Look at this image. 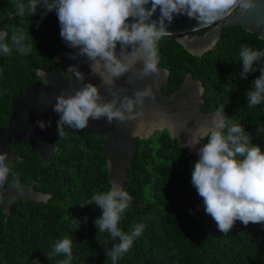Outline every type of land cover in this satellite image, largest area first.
Listing matches in <instances>:
<instances>
[{"label":"trees","instance_id":"obj_1","mask_svg":"<svg viewBox=\"0 0 264 264\" xmlns=\"http://www.w3.org/2000/svg\"><path fill=\"white\" fill-rule=\"evenodd\" d=\"M13 3L0 0V31L9 36L13 31L23 33L32 52L0 55V105L39 79L38 69L56 66V54L70 50L60 37L54 10L37 28L35 22L43 9L35 15L5 19L14 13ZM243 43L264 49V41L241 26L224 27L215 45L201 55L186 51L173 35L164 37L158 44V66L168 70L169 78L162 91L170 95L190 74L204 87L202 111L215 112L225 105L228 120L241 123L253 134L252 143L264 150V136L256 134V125H264V103L248 108L244 95L260 73L257 70L247 80L240 79ZM65 132L63 139L56 133L58 150L46 163L26 144L13 149L20 158L10 167L19 173L18 178L27 183L32 177L49 198L40 202L19 198L6 218L7 199L0 197V264H34L37 259L41 264H60L66 257L53 255L49 260L47 253L65 237L73 241L71 264H112L105 248L113 241L108 233L97 232L93 223L101 210L84 204L111 184L102 150L105 137L85 129L66 127ZM135 143L137 153L126 168L128 178L123 183L133 200L120 227L131 231L134 225L144 223L145 229L118 264H264V224L244 225L237 220L225 235L205 213L203 199L191 183L197 155L183 148L167 129H156L147 138L136 137Z\"/></svg>","mask_w":264,"mask_h":264},{"label":"clouds","instance_id":"obj_2","mask_svg":"<svg viewBox=\"0 0 264 264\" xmlns=\"http://www.w3.org/2000/svg\"><path fill=\"white\" fill-rule=\"evenodd\" d=\"M258 5L259 0H14V13H8L5 19L35 15L42 8L40 20L35 22L39 28L54 10L62 41L69 49L76 50L69 51L68 58H84L89 67V72L84 73L79 65H69L68 70L80 86L74 91L61 90L55 95L54 103L49 100L53 111L60 116L56 122L59 139L65 138L66 127L75 131L88 128L90 119L123 125L138 123L146 117L153 123L171 119L178 137L182 131L188 134L182 147L198 153L191 183L203 199L205 213L226 235L237 220L244 225L264 224V150L252 143L253 134L241 123L228 120L223 104L203 121H195V126L187 127L192 120L188 117L178 127L174 117L179 113H167L157 97L158 44L169 35L168 27L176 15L195 19L196 26H211L234 10L244 12ZM158 9V16L153 18ZM26 39L23 33L13 31L9 36L6 31H0V55L30 54L32 45ZM239 57L240 79L247 80L257 70L260 73L244 93L247 107L253 108L264 103V49L243 43ZM93 76L99 79V84L89 79ZM121 79L123 83L118 85ZM139 81L145 82L143 87L136 86ZM44 83H49L47 78ZM51 123V120L47 124L36 121L41 129ZM256 134L264 136V125H256ZM202 141L206 142L197 147ZM18 176L10 167L8 154L0 153V188L14 184L19 189ZM132 200V195L114 180L107 191L93 194L84 203L101 210L102 214L93 223L97 232L108 233L113 241L110 248H105L112 264L123 259L145 229L144 223L134 225L131 231L120 227ZM72 244L68 237L58 239L53 251L47 253L49 260L53 255H63L66 258L60 264H71ZM34 264L41 262L37 259Z\"/></svg>","mask_w":264,"mask_h":264},{"label":"water","instance_id":"obj_3","mask_svg":"<svg viewBox=\"0 0 264 264\" xmlns=\"http://www.w3.org/2000/svg\"><path fill=\"white\" fill-rule=\"evenodd\" d=\"M158 14L159 9L153 18L158 16ZM196 25L197 21L195 19H190L186 15H176L168 27V31H170L169 35H173L179 39V42L186 51L193 55H201L211 49L220 38L224 27L241 26L248 32L256 33L261 39L264 36V0H259V5L254 9L244 12L237 9L230 12L223 20L215 23L212 28L201 35L184 38L189 37L192 31L208 27ZM262 40L264 41V39ZM69 51L76 50L70 49ZM67 53L64 54L65 59L60 60L59 63L70 73V78H64L56 71L40 74V76L47 78L49 81L47 85L45 83L41 85L29 84L25 87L22 96L11 99L12 114L8 118L7 126L0 128V153H7L9 162H14L20 158L11 152L10 146L21 140H28L30 146L38 149L44 161L50 159L56 151L52 137L57 132V126L52 122L51 126L41 129L36 124V121L42 120L47 124L49 120L52 121V115L59 119V114L53 111L49 100L51 99L52 103H54L55 95L59 94L61 90L68 89L69 91H74L75 88L80 86L68 70L69 65H79L82 72H89V67L85 63L84 58L71 60L68 58ZM158 68L160 72V75L157 77L159 87L156 91L159 105L169 114L179 113L178 116L174 117L178 127H182L184 119L191 117L192 120L187 125V127L191 128L195 126V121H203L206 115L213 113H205L201 109L204 87L199 80L194 79L190 74H186L180 87L167 96L163 93L162 88L169 78V72L159 66ZM89 79L95 84L100 83L99 79L95 76L89 77ZM122 83L123 79L117 81L118 85ZM144 83V81H139L136 86L143 87ZM131 88L132 86H129L130 91ZM42 95L44 97L43 100L41 99ZM148 107H151V105H148ZM172 123L171 119L153 123L147 117L138 123L133 122L128 125L117 122L108 124L106 120L93 121L90 119L89 127L86 129L91 130L97 136L105 137L102 150L103 154L107 157L108 179L110 183L115 180L123 185L127 180L128 172L126 168L131 164L137 153L136 137L147 138L156 129H167L171 137L178 139L179 144L182 146L188 139V134L182 131L178 137L172 128ZM114 145L118 146L114 147ZM202 146V142L197 145V147ZM183 148L198 156L195 150H190L187 147ZM16 183L20 185L19 189L14 184L10 186L5 185L3 188H0V197L8 199L3 209L6 218L10 213L12 204L18 197L38 202L46 201L49 197V194L36 191L33 188L34 183L25 184L19 178H17Z\"/></svg>","mask_w":264,"mask_h":264},{"label":"flooded vegetation","instance_id":"obj_4","mask_svg":"<svg viewBox=\"0 0 264 264\" xmlns=\"http://www.w3.org/2000/svg\"><path fill=\"white\" fill-rule=\"evenodd\" d=\"M215 24H213V25H211V26H208V27H205L206 29H205V31H207V30H209L210 28H212L213 26H214ZM197 31L198 30H196V31H192V32H190V33H192L189 37H184V38H191V37H193V36H197V35H201V34H203V33H201V34H199V33H197ZM183 39V38H182ZM179 40V39H178ZM68 52V51H67ZM67 52H62V53H59V54H56V56H55V61L57 62V65L56 66H54V65H52V67H50L49 69H38L37 70V74L39 75V79H35L34 81H32V82H29V83H27L25 86H23V89H22V91L20 92V93H18V94H14V95H12V96H10L9 97V100H8V102H5V104H4V102H2V104L0 105V128H3V127H5V126H7V124H8V118H9V116L12 114V111H13V108H12V105H11V99L12 98H14V97H19V96H22L23 94H24V89H25V87L27 86V85H29V84H36V85H41V84H43L44 83V81H45V78H43V76H40V74H45V73H52V72H58L62 77H64V78H70L71 77V75H70V73L68 72V71H66L64 68H63V66L59 63V61L60 60H64L65 59V57H64V54L65 53H67ZM51 119H52V122H53V124L54 125H56L57 126V121L59 120L58 118H56L54 115H52L51 116ZM85 130H89V129H85ZM57 133V132H56ZM56 133H55V135L52 137V142H53V144H55V146H56V151L54 152V154L57 152V150H58V144H57V142H56ZM21 144H26V146H29L30 148H32V149H34V150H37L38 151V149H36V148H34V147H32V146H30V144H29V142H28V140H21L20 142H18V143H16V144H14V145H11L10 146V150H11V152H13L14 153V151H13V149L17 146V145H21ZM38 153H39V151H38ZM15 154V153H14ZM54 154L52 155V157L54 156ZM16 155V154H15ZM39 156H40V154H39ZM51 157V158H52ZM40 158L42 159V161H43V163H46V162H48L50 159H48L47 161H44L43 160V158L40 156ZM19 160V159H18ZM14 162H16V161H14ZM14 162H10L11 164H13ZM27 178H29L28 176H27ZM20 179V178H19ZM21 180V179H20ZM23 183H25V182H23ZM31 183H34L33 184V188L36 190V191H38V192H42V193H45V192H43L42 191V188H40V185L38 186V184H37V181H35L34 179H32V177H30V180L27 182V183H25V184H31ZM11 185V184H10ZM10 185H8V186H10ZM7 186V185H6ZM45 194H47V193H45ZM48 195V194H47ZM2 198H5V197H2ZM19 198H21V197H18L17 199H19ZM49 198V197H48ZM47 198V199H48ZM7 199V198H6ZM8 200V199H7Z\"/></svg>","mask_w":264,"mask_h":264}]
</instances>
